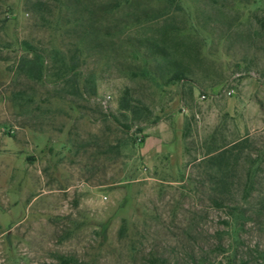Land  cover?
Segmentation results:
<instances>
[{
    "label": "rangeland",
    "instance_id": "obj_1",
    "mask_svg": "<svg viewBox=\"0 0 264 264\" xmlns=\"http://www.w3.org/2000/svg\"><path fill=\"white\" fill-rule=\"evenodd\" d=\"M230 263L264 264V0H0V264Z\"/></svg>",
    "mask_w": 264,
    "mask_h": 264
},
{
    "label": "trees",
    "instance_id": "obj_2",
    "mask_svg": "<svg viewBox=\"0 0 264 264\" xmlns=\"http://www.w3.org/2000/svg\"><path fill=\"white\" fill-rule=\"evenodd\" d=\"M86 35V32L84 33ZM148 45L149 43L146 42ZM60 64L55 63L52 68L49 70L51 71L52 76V82L61 81L64 80L65 82H70L71 88H72V95H77L81 100L88 102L90 99H92L95 96V90L92 88L89 89L86 84H80L79 82V71L77 64L75 62V55L72 54L70 58V62H63L62 59H58ZM29 66L25 69L30 75V77L33 78H39L42 75L41 70L36 66V59L28 60ZM57 64V65H56ZM183 76V73L180 71L176 72L175 77L177 75ZM180 78V77H178ZM73 100H71V103L73 104ZM75 107V104H73ZM119 107L123 111H129L131 113L136 112V106H132V104L128 101H121L119 104ZM115 120L117 118L113 116ZM234 149L236 147H233ZM232 148L229 149H222V148H215L208 152L207 155L212 154L211 156H208L207 161L210 163L211 166H214L216 169V172L214 175H212V178H210L211 182V192L209 201L213 206L216 207H222L225 205L227 195L229 194L228 189H230L234 184L231 180L228 181V175H227V169L226 166L223 167V160L225 158H228L226 153L229 152L228 155H232ZM234 169V167H232ZM234 210H238V206L233 207ZM242 212L240 210L235 211L234 215L236 216L234 222L235 224L238 223V218L241 217ZM124 226L120 228V235L124 233ZM155 260H157L155 258ZM65 263V262H63ZM233 264V263H230Z\"/></svg>",
    "mask_w": 264,
    "mask_h": 264
},
{
    "label": "crops",
    "instance_id": "obj_3",
    "mask_svg": "<svg viewBox=\"0 0 264 264\" xmlns=\"http://www.w3.org/2000/svg\"><path fill=\"white\" fill-rule=\"evenodd\" d=\"M165 140L162 139V145L160 144L158 148L155 149V151H165L166 150V145L164 144Z\"/></svg>",
    "mask_w": 264,
    "mask_h": 264
},
{
    "label": "built area",
    "instance_id": "obj_4",
    "mask_svg": "<svg viewBox=\"0 0 264 264\" xmlns=\"http://www.w3.org/2000/svg\"><path fill=\"white\" fill-rule=\"evenodd\" d=\"M228 93H231V91H229Z\"/></svg>",
    "mask_w": 264,
    "mask_h": 264
}]
</instances>
